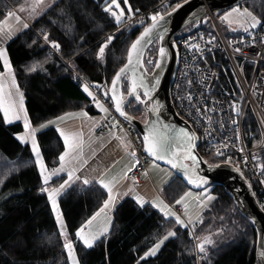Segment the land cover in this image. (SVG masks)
<instances>
[{
  "label": "trees",
  "instance_id": "16d2710c",
  "mask_svg": "<svg viewBox=\"0 0 264 264\" xmlns=\"http://www.w3.org/2000/svg\"><path fill=\"white\" fill-rule=\"evenodd\" d=\"M162 1L165 0H128V4L133 11L136 8L147 11ZM182 1L172 0L168 11ZM29 2L0 0V21L5 20L8 11ZM120 2L127 11L124 0ZM244 3L264 23V0ZM105 7V0H57L8 42L6 49L16 83L24 92L34 128L71 111L87 109L94 113L91 98L83 91V81L108 87L125 64L130 44L143 27L132 25L115 31L104 59L100 60L98 51L103 38L115 30ZM207 24L208 21L200 28L208 31ZM44 34L48 35L47 42ZM48 42L60 44L59 56L50 53ZM158 49V43H153L146 51L144 64L146 68L151 67V71L147 70L149 73L154 71ZM223 56L210 55L208 59L217 60L213 67L221 71L223 86L240 93L237 72L232 62L225 61ZM33 65L37 66L36 71H29ZM3 69L0 61V72ZM128 87L129 82L124 81L125 95ZM125 110L138 118L144 105L132 102ZM24 130L22 122L6 123L0 111V264H70L51 202L47 194L40 191L42 175L32 148L18 139ZM36 137L47 169L58 167V157L65 149L58 130L49 127ZM205 160L215 163L219 159L206 157ZM189 188L193 189L176 175L161 194L173 205ZM210 192L215 199L202 212L199 219L202 223L194 227L198 242H203L205 237L214 241L205 245L209 255L202 264H259L257 231L253 223L238 209L223 185L210 187ZM106 199V190L98 183L84 185L81 182L71 185L59 198L68 237L81 264H197L189 227L178 225L171 217L164 218L151 203L141 207L132 197L116 206L109 231L92 248L85 247L75 233L102 208ZM168 230H174L177 235L166 240L157 254L145 257Z\"/></svg>",
  "mask_w": 264,
  "mask_h": 264
},
{
  "label": "snow or ice",
  "instance_id": "6c2138e0",
  "mask_svg": "<svg viewBox=\"0 0 264 264\" xmlns=\"http://www.w3.org/2000/svg\"><path fill=\"white\" fill-rule=\"evenodd\" d=\"M54 2V0H52ZM107 7H105V12L109 13L111 17L114 19L115 24L118 26L122 24H127L133 18V11L130 5H128L127 12L128 16L126 17L125 9L121 8L118 0H105ZM187 2V0H185ZM45 0H35L30 8V14L33 16H38L41 12H38L37 9L40 8V5L44 4ZM124 3L127 5L128 0H124ZM48 7L51 4L47 5ZM182 5L176 3L174 7L171 8V11L167 12V15L170 16L172 12L176 9L180 8ZM118 9V11H114ZM165 8L170 7V5H164ZM20 12L26 11L24 6L19 8ZM136 11H139L137 9ZM233 12L237 13L239 17L242 19L235 21L236 23H240L245 32H248L251 29H255L258 26L264 27L262 21L254 15L248 8H244L241 11L239 8H234ZM232 16V13H227L223 19L227 20L230 24L233 23L229 17ZM7 18L13 19L17 24L20 25L22 29H27L28 24L21 20V17L17 15L14 11H8L6 13ZM0 21V39H11L16 31L19 29L13 27L12 24L8 23V19ZM151 23L147 24L143 27V30L140 32V35L130 44V47L127 51V62L119 68V70L115 73L114 77L111 80L110 89L107 85L95 84L93 87L97 91H102L105 97H109L114 105L115 111L124 118L125 121L131 123L132 117L126 112L125 107L127 104L132 102H137L139 104H148L149 100H152L153 89L149 87V85L145 82V75L147 73V69L144 68L143 64V55L145 51V47L150 44L154 39L163 40L164 33L167 32V20L165 19V14L157 11L154 14H151L149 17ZM203 22H207L206 20ZM141 25H144L145 21L141 19L139 21ZM43 39L47 42L48 35L44 34ZM114 39L113 36H108L107 41L99 47L98 58L103 60L105 57V50L108 47V44ZM212 41L209 40V43ZM51 47L60 51V44L56 42L51 43ZM192 47L199 48V45H192ZM236 52H240L241 49L239 47L235 48ZM167 56V51L164 47H160L159 49V57L163 60ZM0 61H3L4 71L0 72V111L3 112V118L6 123H12L13 120H22L23 126L25 129V134L23 136H18V139L22 143L31 142L32 151L35 153L36 162L40 167V172L43 178V186L40 191L42 193L47 194L48 200L51 202V207L53 212L55 213L56 221L59 225V235L64 238L63 240V248L67 251V257L70 261V264H79L78 257L75 255L74 245L71 241L67 239L68 233L66 231V225L62 219V214L60 212L57 197L66 189V187H70L72 182L76 180H80L81 176L77 175L78 172L87 164V160L84 159V133L82 131H65L64 129H58L60 136L63 138V143L65 146V150L62 154L59 155V167L53 168L51 171L46 169L44 161L42 159L40 149L37 143L36 134L38 129L34 128L30 123L27 109L24 106V94L19 90V86L16 83L15 71L11 65L9 60V56L5 47L0 46ZM149 63H152L150 60ZM36 65L31 66L29 71H36ZM156 68L161 67V64L157 62L155 64ZM142 70V71H141ZM124 81L129 82V87L127 89V95H125L124 91H122ZM156 84H159V79H156ZM191 83V81H189ZM83 91L87 93L89 97L92 99V103L98 108L101 112L105 113L104 119H107L109 113V108L101 102L100 98L94 94L92 90H90V86L87 83L83 85ZM141 90L143 92L141 93ZM143 97H147V99H142ZM191 97L189 96V99ZM162 105L159 102H156L150 108V111L153 113H158L161 109ZM237 115H240V109L236 108ZM78 117H85L88 120H92L91 117L88 116L87 112H80L77 114H66ZM58 119L63 120L64 117H60ZM234 124H237L238 121L233 120ZM53 123V122H49ZM100 126L99 121H93L92 127L90 128V132L94 131V128ZM45 127V125H41L40 128ZM120 128L119 121L113 118V122L110 125V136L112 139H115L118 142V145L124 149L126 153H128L133 161V167L140 164L139 159L136 156V152L134 147L132 146V142L130 138L125 134L124 136L119 135L117 132H112L111 129ZM163 131L160 128H157L155 124L149 122L148 132L143 136V146L145 153L153 159V166L155 165V161H166L167 164L171 165L174 169H182L185 178L190 184H194L197 188L201 187L203 184H207L208 181L206 178L202 177L198 173L199 165L201 161L194 154V149L196 147V140L198 139L195 132H189L187 129L181 128L175 132L174 135L170 134L172 132V127L170 125H164ZM122 130V129H121ZM224 148H227L228 145L224 144ZM243 151V149H240ZM215 155L224 156V151L217 147L215 149ZM191 160L192 166L190 167L185 162ZM227 160L230 162L231 157H227ZM246 162V161H245ZM207 163V161H204ZM211 167V166H210ZM218 167V165H217ZM262 171H264V164L260 165ZM239 171V169H236ZM96 172L94 176H83V184L89 185L96 181L99 185L106 190L107 199L103 202V207L91 218L87 221L86 224L82 225L77 232L75 233L76 237L82 242V244L87 248H92L94 242L99 239L101 235L108 231V228L105 227L100 231H93L91 226L93 221L96 220L101 213H104L105 210H110L114 207L116 198L120 195L118 192H114V188L121 180H127L128 173L132 171V168H128L124 171L119 177L113 176L112 178L106 180L104 176L106 172L101 174L96 169L92 170ZM60 173H66L67 179L64 180L58 187H49V182L53 179V177H58ZM144 176H147V170L142 173ZM264 182V181H262ZM2 183V181H0ZM133 185L138 183V180L133 179ZM134 189H129V191H133ZM191 192H186L183 196H181L178 200L175 201L176 204H181L184 206V215L188 217V223H185V220L181 218L176 212L172 210V208L166 204L164 201L160 200L157 203L155 200L152 201V205L159 209V211L163 214L164 218H173L174 221L182 226L187 228L189 224L192 223V217L188 213V205L184 203L186 197L191 196ZM208 200L215 199V197L207 196ZM136 200L140 204L141 207L144 206L145 203H148L143 197L137 195ZM202 206V204H201ZM110 221V218H109ZM202 223V220L200 221ZM177 233L174 230H168L167 233L151 248L148 252L145 253L146 256H154L156 252L159 250L164 241L168 240L170 237H175ZM214 241L210 237H205L204 241L197 245L198 252L200 254H206L205 245H211ZM144 257H141L143 259ZM205 255H201L200 259H204Z\"/></svg>",
  "mask_w": 264,
  "mask_h": 264
},
{
  "label": "built area",
  "instance_id": "2783aa9c",
  "mask_svg": "<svg viewBox=\"0 0 264 264\" xmlns=\"http://www.w3.org/2000/svg\"><path fill=\"white\" fill-rule=\"evenodd\" d=\"M172 3V0H165L147 11L136 8L133 11L132 20L120 25L119 29L137 25L141 19L149 22L151 14L157 11L165 14L168 8L164 5ZM137 9L139 11H136ZM109 16L114 21L110 14ZM210 19L216 22L212 13L208 16L209 21ZM117 30L118 26L115 24V30L103 38L102 45L107 41V37L113 36ZM209 40L212 42L209 43ZM176 44L179 49V64L171 88V102L177 114L198 135V150L202 157L224 159L223 162H229L227 157H231L229 163L245 174L259 204L264 209V182H262L264 171L260 168V165L264 164V27L258 26L248 32L242 28L227 37L220 27L211 28L208 31L199 28L178 38ZM48 45L50 53L59 56V51L51 47V42H48ZM192 45H199V48L192 47ZM237 47L241 49L240 52L235 51ZM216 54H223L232 62L240 78L241 93L223 86L221 71L213 67L215 60L208 59L210 55ZM84 83L87 82L83 81L82 84ZM88 85L101 102L109 108L110 113L95 132L98 135L105 134L110 130L113 118L119 121L120 128L111 130L127 134L130 138L140 164L129 172L128 178L131 181L133 179L139 181L141 174L148 169L149 164V157L144 151L140 132L115 111L111 100L106 98L102 91H97L94 85ZM90 101V106L95 107L92 99ZM236 108L240 109V115H237ZM233 120L238 123L234 124ZM224 144L228 147L224 148ZM217 147L224 151V156L215 155ZM241 148L243 151L240 150ZM189 164L192 166V162ZM217 164V162H209L207 167ZM202 170L199 165L198 173ZM176 211L184 217L182 209ZM184 220L188 223L185 217ZM188 227L196 242V259L200 264L202 260L200 256L205 255L206 257L207 251L206 254L198 252V242L193 227L190 224Z\"/></svg>",
  "mask_w": 264,
  "mask_h": 264
},
{
  "label": "water",
  "instance_id": "95a60500",
  "mask_svg": "<svg viewBox=\"0 0 264 264\" xmlns=\"http://www.w3.org/2000/svg\"><path fill=\"white\" fill-rule=\"evenodd\" d=\"M245 1L248 0H187V2H182V6L172 12L170 16H168L167 13L165 14L167 32L164 33V39L162 41L154 39L145 47L143 55L144 64L146 51L156 40L159 41V49L160 47H164L167 51V56L163 60L160 59L158 51L156 63L159 62L161 67H155L151 75L148 72L145 75V82L153 89L152 100H149L147 105L144 104L149 117L146 122H143L130 115L132 117L131 124L137 128L142 138L148 132L149 122L155 124L156 127L160 128L162 131L164 130V125H170L172 127V132L170 134L172 135L181 128L187 129L189 132H195L192 127L177 114L171 102V88L179 64V49L176 40L199 29L201 25L205 23L203 21H207L206 18L210 13L225 12ZM146 24L147 23H144V25L139 24L138 27L142 28L146 26ZM192 24L195 25L190 30L183 31ZM144 68H146L145 64ZM156 79H159V84L155 83ZM110 87L111 83L108 88L110 89ZM142 92L143 90H141V93ZM106 98L110 99V93L109 97ZM142 99H147V97ZM156 102H159L162 107L158 113H153L150 111V108ZM195 143L196 147L194 149V154L201 161L200 165L203 169L199 172V175L206 178L208 181L207 184H203L199 188L187 181L182 169H174L171 165L167 164L166 161L160 160L156 162L172 169L176 175L181 177L193 189L223 185L226 191L233 197L238 209L255 226L257 231L256 256L258 263L264 264V209L259 204L249 180L242 171H237V168L231 163H220L218 167L217 165L207 167V163H204L205 160L198 151L199 137ZM148 157L150 160H153L150 156ZM185 163L187 164V162Z\"/></svg>",
  "mask_w": 264,
  "mask_h": 264
},
{
  "label": "crops",
  "instance_id": "0c3cea01",
  "mask_svg": "<svg viewBox=\"0 0 264 264\" xmlns=\"http://www.w3.org/2000/svg\"><path fill=\"white\" fill-rule=\"evenodd\" d=\"M48 1H50V0H45V2H48ZM7 19H8L9 24H12L13 27L19 29L13 35L12 38H14L16 35H18L24 29H22L20 27V25L17 24L13 19H11V18H7ZM21 20L23 22H26L28 24V27L30 26V22L25 21L22 17H21ZM11 39H0V46H3L6 48L8 42H10ZM9 60H10V58H9ZM3 71H4V69H3ZM19 90H20V88H19ZM90 90H91V88H90ZM20 91L23 92L22 90H20ZM23 94H24V92H23ZM85 94H87V93H85ZM24 106L26 108L25 96H24ZM82 111L87 112L88 116L91 117L92 120H88L85 117L66 115V114H77V113H80ZM66 114H63V115L55 118L54 120H52L51 122H53V123H50L48 128L49 127H55L57 130L58 129H64L65 131H82L84 133V140H85L84 159L87 160V164L81 169L80 172L77 173V175L81 176V179L76 180L75 182H72L71 185L75 184L76 182L83 183V176H85V175H87V176L96 175V172L92 171L93 169H96L101 174L106 172V175L104 176V178L106 180H108V179L112 178L113 176L119 177L128 168H132V169L134 168L133 167L134 161H133L132 157L128 153H126L122 147H120L118 145V142L115 139L111 138L110 130H108L105 134L98 135L95 132L96 128L98 127L97 126L94 128V131L90 132V128L92 127L93 121H99L101 124L105 120L104 119V117L106 115L105 113L101 112L98 108H95L94 113L87 111V109H82V110L71 111V112H68ZM60 117H64V119L63 120L58 119ZM16 122H22L23 123L22 120H13L12 123H16ZM36 129H38L37 134L40 131H42V130H40V128H36ZM111 131L116 132L114 130H111ZM117 133L121 136H124V134L121 132H117ZM24 134H25V130L20 136H23ZM62 140H63V138H62ZM29 144L31 146L30 141H29ZM40 153H41L42 159L44 161V156H43L41 150H40ZM33 154H34V157L36 160L35 153L33 152ZM44 164H45V161H44ZM37 166L40 170V167L38 164H37ZM161 166H163V165H161ZM148 167H149L150 171L147 172L148 173L147 176H144L143 174H141V177H140L137 184L133 185L132 181L129 178H127V180H121L116 185V187L114 188V192H118V193H120V195L116 198V202H115L114 207H112L110 210H107V209L105 210V212L109 214L108 217L110 219H112V214H113V211L115 210L116 206L121 201H123L125 198L132 197L136 200V196L139 195V196L143 197L146 201H148V203H151V205H152V201H154V200L157 203H159V201L162 200L161 199V197H162L161 193H162L164 186L167 183H169L176 175H174V172L170 171L171 169L169 170L168 167H166V166H163V167H166L168 169V171L161 169L158 166L154 167L153 164H149ZM46 169H47V167H46ZM48 171H51V170H48ZM65 179H67L66 173H60L58 177H53V179L49 182L48 186L50 188L51 187H58L61 183L64 182ZM93 183H98V182L93 181ZM93 183H91V184H93ZM67 188H69V187H66V189ZM130 188L134 189V190L129 191ZM145 204H147V203H145ZM173 205L169 204L170 207H172ZM179 207H182V206H179ZM156 209H158V208H156ZM101 216L102 215H100V217ZM108 217L105 216V219L102 221H107L106 218L108 219Z\"/></svg>",
  "mask_w": 264,
  "mask_h": 264
},
{
  "label": "rangeland",
  "instance_id": "374dc122",
  "mask_svg": "<svg viewBox=\"0 0 264 264\" xmlns=\"http://www.w3.org/2000/svg\"><path fill=\"white\" fill-rule=\"evenodd\" d=\"M57 0H54V2H52V0H50V1H48V2H45L44 4H42V5H40V8H38L37 9V11L38 12H44L46 9H48L49 7L47 6L48 4H51V6L56 2ZM35 2V0H30V2H29V4L27 5V3H26V5H24V7H25V9H26V11H24V12H20L19 11V8L21 7H16L17 8V12L15 11V10H12V11H14L17 15H19L20 17H22L25 21H28V22H32L33 20H35L38 16H33V15H31L30 14V8H31V6H32V4ZM118 2L120 3V6H121V8H124L125 9V7L122 5V3L120 2V0H118ZM129 4H127V6H128ZM50 6V7H51ZM106 7H107V5H106ZM169 8V7H168ZM234 8H239L241 11H243V9L244 8H248V10L249 11H251L250 10V8L243 2L242 4H240V5H237V6H235V7H233V8H231V9H229V10H227V11H225V12H222V13H214V15H215V18H216V22H214L212 19H210L211 21H209V23L207 24V26H209V28L211 29V28H214V29H217V27H220V29L223 31V33L225 34V36L227 37V36H230V34H232V33H236V32H238L240 29H242L243 27L241 26V24L240 23H236L235 21H237V20H240V19H242L241 17H239V15L237 14V13H235V12H233V9ZM113 10L114 11H118V9H115V7H113ZM133 11V10H132ZM232 13V16L231 17H229V19L230 20H232L233 21V23H229L227 20H225V19H223V17L227 14V13ZM252 12V11H251ZM253 13V12H252ZM125 14L127 15L128 14V12L126 11V9H125ZM190 29V28H189ZM216 31V30H215ZM223 59L225 60V61H229L225 56H223ZM215 61H217V60H215ZM218 61L219 62H221L220 61V59H218ZM215 65H216V63H215ZM148 71L150 70L151 71V67L148 65L147 66V68H146ZM223 77V76H222ZM237 78H238V82H239V85H240V89H242L241 88V82H240V78H239V76H238V74H237ZM224 79V78H223ZM223 82V81H222ZM239 92V91H238ZM241 93V92H240ZM144 105V104H143ZM148 117H149V115H148V111H147V109L145 108V106H144V111H143V113L138 117V119L139 120H141V121H143V122H146L147 121V119H148ZM54 120V119H53ZM52 120H50L49 122H51ZM49 122H47V123H45V124H43V125H45V127H43V128H40V126L39 127H36V128H40V130H43V129H46V128H48V126H49ZM206 159V157H204V160ZM191 160H188V161H186L187 163H189ZM206 161V160H205ZM219 162H223L224 161V159H219L218 160ZM208 163V162H207ZM149 164H153V160H149ZM149 164H148V166H149ZM155 165H157L158 167H160L161 169H164V170H166V171H168V169L170 170V168H166V167H163V166H161L159 163H157L156 161H155ZM40 171V170H39ZM150 171V169H149V167H148V170H147V172H149ZM170 171H173L172 169L170 170ZM174 172V171H173ZM41 173V172H40ZM174 175H176V173L174 172ZM42 182H43V178H42ZM68 189V188H67ZM67 189H65L64 191H66ZM63 191V192H64ZM63 192L57 197V202H58V206H59V198H60V196L63 194ZM186 192H191V196H189V197H186V199H185V201H184V203L185 204H187L188 205V213H189V215L192 217V223H191V226L193 227V229H194V227H196V225H198L199 223H200V218H201V214H202V212L206 209V208H208L209 207V205L211 204V202L214 200V199H212V200H208L207 199V196H212V197H215L214 196V194H212L211 192H210V187H206V188H203V189H191V188H189V189H187L186 191H185V193ZM184 193V194H185ZM183 194V195H184ZM182 195V196H183ZM161 199L166 203V204H168L169 205V202L167 201V200H165V198H163V196L161 197ZM201 204H202V206H201ZM174 206V207H173ZM171 208H172V210L174 211V212H176L177 213V211H176V209H181L182 208V210H183V216L188 220V217L187 216H185L184 215V206L183 205H181V204H176V203H174V205H173ZM179 206H182V207H179ZM59 209H60V206H59ZM99 211V210H98ZM97 211V212H98ZM60 212H61V210H60ZM97 212H95L89 219H91ZM55 214V213H54ZM178 214V213H177ZM101 217L100 216H98L97 218H96V220H94L93 221V224H92V226H91V228H92V230L93 231H100V230H103V228H105V227H107L108 228V231H109V229H110V227H111V221H112V219H110V221H109V214L108 213H106V212H104V213H101ZM179 215V214H178ZM105 216L106 217H108V219L106 218V220L107 221H102V220H104L105 219ZM181 216V215H180ZM184 217H182L181 216V218L182 219H184ZM63 219V218H62ZM88 219V220H89ZM87 220V221H88ZM63 221H64V219H63ZM87 221L84 223V224H86L87 223ZM64 224H65V221H64ZM66 225V224H65ZM57 226H58V230H59V225H58V223H57ZM66 231H67V229H66ZM107 231V232H108ZM107 232H105L104 234H106ZM193 232H194V230H193ZM103 234V235H104ZM195 234V233H194ZM103 235H101L100 237H99V239L103 236ZM196 236V235H195ZM67 239L69 240V241H71L70 239H69V237H67ZM99 239H97V240H99ZM96 240V241H97ZM196 240H197V242H198V237H196ZM96 241L94 242V244L96 243ZM159 240H157L156 241V243L158 242ZM72 242V241H71ZM165 242V241H164ZM195 242V241H194ZM73 243V242H72ZM155 243V244H156ZM200 242H198V244H199ZM154 244V245H155ZM164 244V243H163ZM163 244L161 245V247L163 246ZM74 245V244H73ZM153 245V246H154ZM152 246V247H153ZM151 247V248H152ZM161 247L159 248V250L161 249ZM150 248V249H151ZM195 249H196V242H195ZM75 250V249H74ZM159 250L156 252V254L159 252ZM206 250H207V248H206ZM149 251V250H148ZM147 251V252H148ZM196 254H197V250H196ZM75 255L78 257V254L75 252ZM208 255H209V252H208V250H207V256L203 259V260H201V262H200V264H202V262L203 261H205L206 259H207V257H208ZM149 256H151V255H149ZM78 260H79V257H78ZM196 262H197V259H196ZM79 264H81L80 263V260H79ZM197 264H199L198 262H197Z\"/></svg>",
  "mask_w": 264,
  "mask_h": 264
},
{
  "label": "flooded vegetation",
  "instance_id": "af4514ba",
  "mask_svg": "<svg viewBox=\"0 0 264 264\" xmlns=\"http://www.w3.org/2000/svg\"><path fill=\"white\" fill-rule=\"evenodd\" d=\"M147 25V24H146ZM154 43H158V45H159V41L158 40H156ZM153 44V43H152ZM158 51H159V49H158ZM158 56V55H157ZM148 72V71H147Z\"/></svg>",
  "mask_w": 264,
  "mask_h": 264
},
{
  "label": "bare ground",
  "instance_id": "6f19581e",
  "mask_svg": "<svg viewBox=\"0 0 264 264\" xmlns=\"http://www.w3.org/2000/svg\"><path fill=\"white\" fill-rule=\"evenodd\" d=\"M127 91V90H126Z\"/></svg>",
  "mask_w": 264,
  "mask_h": 264
}]
</instances>
